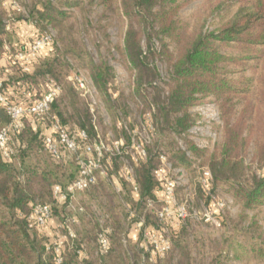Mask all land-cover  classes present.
<instances>
[{
  "label": "rangeland",
  "instance_id": "rangeland-1",
  "mask_svg": "<svg viewBox=\"0 0 264 264\" xmlns=\"http://www.w3.org/2000/svg\"><path fill=\"white\" fill-rule=\"evenodd\" d=\"M221 1L158 0L154 9L162 6L173 15L181 35L176 43L171 35H157L155 22L148 21L146 31L141 16L125 15L121 0H0V16L8 29L2 35L8 48L3 52L0 47V80L17 85V100L28 103L47 90L44 71L49 68L61 85L54 111L71 135L77 139L78 127H85L90 143L107 149L106 174H98L89 189L68 195V204L44 197L58 211L44 237L64 240L66 233L59 223L67 214L75 218L67 232L75 235V243L84 244V258L71 249L64 251L66 264H264L255 251L264 236V205L244 208L235 196L234 179L216 180L211 169L224 133L217 100L207 95L179 112L167 104L171 64L180 51L199 32L216 29L237 10V5H219ZM40 11L48 21L41 20ZM130 27L144 54L141 69L131 65L124 50ZM146 32L152 38L150 52ZM45 33L52 43L39 50L36 60L26 64L15 58L18 63L11 64L8 59L27 52ZM218 49L228 56L239 53L235 46ZM221 67L222 73L244 81L250 89L261 83L262 65L255 61ZM23 71L30 76L34 92L22 87ZM75 75L85 81L89 95L77 89ZM184 113L190 126L181 131L175 119ZM258 142L256 134L246 136L237 152L234 177L244 185L264 174ZM32 146L15 157L13 165L47 169L52 186L66 187L77 171L73 157L63 152L57 163L37 141ZM147 174L150 192L143 194ZM100 229L110 233L113 249L120 244L117 251L99 253L95 236ZM167 243L169 248H164ZM48 255L44 253L45 258Z\"/></svg>",
  "mask_w": 264,
  "mask_h": 264
},
{
  "label": "trees",
  "instance_id": "trees-1",
  "mask_svg": "<svg viewBox=\"0 0 264 264\" xmlns=\"http://www.w3.org/2000/svg\"><path fill=\"white\" fill-rule=\"evenodd\" d=\"M224 4L237 5V10L216 29L209 33L199 32L188 45H185L183 51H180L177 60L172 62L171 88L167 104L170 109H173V112H179L201 97L207 95L215 97L222 113L224 133L223 144L219 149L220 153L211 158V169L216 180L219 178L226 181L234 179L237 186L235 196L244 208L252 209L264 205V174L254 176L249 185H244L243 182L234 177V173L238 167L237 152L245 144L246 136L257 135L259 141L258 147L256 146L257 153L264 160V0H222L219 3V5ZM121 5L124 14L128 17H131L134 13L141 16L143 20L141 22L146 31L150 28L148 21L150 24L155 22L158 30H156L157 35L160 34L161 37L166 34L171 35L176 43H178L177 40H180L181 35L176 32L173 15L170 12L168 13L162 6L156 10L154 9L158 5V0H121ZM39 15L41 20L48 21L47 14L44 11H40ZM150 18L152 20H149ZM7 30L0 16V47L4 48L2 49L3 52L8 48L5 46L6 40L2 38ZM146 34L147 45L149 44L148 47L150 48L147 51L150 52L152 38L150 33L146 32ZM218 46H235L239 53L235 56H228L222 53ZM124 50L133 67L137 69L145 67L140 40L138 37L136 38L133 27L126 30ZM51 56L54 58L57 54H51ZM8 60L12 61L11 64L14 63V65L18 63L15 62V58ZM34 60L36 59L34 58L31 61ZM250 60L262 65L263 76L259 87L250 89L244 81L237 82L221 72V64L238 63V61L239 63H246ZM47 63L49 64V62ZM48 66L50 67V65ZM2 69L7 71L6 68ZM50 72L49 68L44 71L45 80L49 83L48 88L54 84L60 85L49 74ZM22 73L23 84H25L22 87L34 92L33 83L30 76L27 75V71ZM100 80L103 82L102 78ZM0 81L6 97V104L19 103L17 95L20 93V88L15 84L9 85L2 80ZM59 95L52 102L49 113L50 116L58 118L62 126L70 129L61 118V115L54 111ZM6 104L0 105V129L10 122L5 111ZM163 113L165 116L167 115L165 109ZM50 116L44 119L26 118L29 122H25L26 119L24 118L19 130H10L9 144L12 147L10 158L6 160L0 154V264H55L57 256L53 249L55 242L44 237L43 232L49 228L50 222L57 216L56 212L58 211L55 210L53 204L44 201V197H52L55 201H63L67 204L69 203V197L65 200H58L54 196V185L52 186L50 182L51 171L37 167H27L25 169L20 167L17 169L13 165L15 157L31 150L33 140L37 141L46 150L44 136L51 132ZM175 124L181 131H186L190 126L185 113L175 119ZM78 128L79 130H85L89 138L88 130L85 127L80 126ZM251 131L252 133H250ZM78 145L80 146L79 153H82V142L78 141ZM190 148L195 150L193 146H190ZM61 149L63 150V147ZM65 153L69 152L65 151ZM49 155L57 163L63 160L62 157L56 159L50 153ZM69 155L73 157L76 163L75 155L71 153ZM104 162L106 163L105 160ZM77 172L78 166L73 179L76 177ZM98 174L92 185L97 182ZM142 185L143 194L149 193L150 177L148 174L144 177ZM37 203L50 206L51 218L46 221L45 225L31 228L29 227L30 216L33 206ZM74 221L73 216L65 214L61 217L59 223V226L66 233L59 255L62 257V264H66L64 256L66 249H71L76 256L84 258V244L75 243V235L70 236L71 232L66 230L68 224H74ZM101 231L103 229L96 233V242L98 233ZM108 238L110 242L109 232ZM96 247L99 251L98 242ZM111 248L110 242L108 250L105 253H99L106 255L111 250L117 251L120 244L114 249ZM255 251L259 258L264 259V236ZM44 253H49V255L45 258Z\"/></svg>",
  "mask_w": 264,
  "mask_h": 264
},
{
  "label": "built area",
  "instance_id": "built-area-1",
  "mask_svg": "<svg viewBox=\"0 0 264 264\" xmlns=\"http://www.w3.org/2000/svg\"><path fill=\"white\" fill-rule=\"evenodd\" d=\"M52 43L51 35L45 33L41 34L37 40L33 41L29 50L25 53H18L14 58L24 59L28 64L33 60L39 50ZM27 70V66L23 68ZM75 85L83 96L89 95L90 91L85 81L79 76H74ZM61 86L54 84L49 87L38 99L28 103H7L4 91L2 89V82L0 81V105L6 104L5 111L9 116L10 122L8 125L0 129V154L4 159H9L12 154V147L9 144L10 130L17 131L22 126V120L25 118L44 119L50 116V106L55 98L60 94ZM93 105V104H92ZM91 105V106H92ZM51 132L44 136V146L48 153L54 158L62 157L63 152H69L75 155L78 172L76 177L70 181L66 187L60 185L53 186V194L58 200H65L69 194L77 191H84L92 185L96 180V175L106 174L104 168V160L106 159V150L100 143H90L88 135L85 130H79L78 138L73 137L66 127L62 126L59 119L55 116H50ZM78 141L82 142V153H79L80 146ZM63 147V150L61 149ZM168 184V185H167ZM167 194L172 192V184L165 185ZM51 218V208L47 204L37 203L33 206L32 214L30 216L29 227H41L45 225L46 221ZM70 236H73L70 233ZM64 240H58L54 243L53 249L57 254L55 264H62V257L60 251L62 249ZM97 242L99 252L105 253L110 245L108 238V231L103 230L98 233ZM164 248H169V244Z\"/></svg>",
  "mask_w": 264,
  "mask_h": 264
}]
</instances>
